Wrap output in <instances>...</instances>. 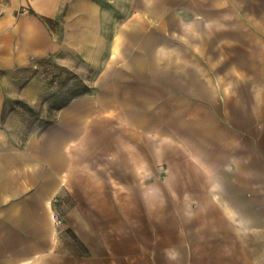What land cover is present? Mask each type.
Returning <instances> with one entry per match:
<instances>
[{
	"label": "crops",
	"instance_id": "0c3cea01",
	"mask_svg": "<svg viewBox=\"0 0 264 264\" xmlns=\"http://www.w3.org/2000/svg\"><path fill=\"white\" fill-rule=\"evenodd\" d=\"M0 264H264V0H0Z\"/></svg>",
	"mask_w": 264,
	"mask_h": 264
},
{
	"label": "trees",
	"instance_id": "16d2710c",
	"mask_svg": "<svg viewBox=\"0 0 264 264\" xmlns=\"http://www.w3.org/2000/svg\"><path fill=\"white\" fill-rule=\"evenodd\" d=\"M61 88L63 84H60ZM92 88L86 86L82 83L79 79H73L72 84L66 88V90L63 91L62 89H58L55 93H52L51 95L54 96V94H60L59 97L51 100V110H58L64 105H66L71 99L82 95L84 93H88L91 91ZM48 123V122H47ZM52 123V122H51Z\"/></svg>",
	"mask_w": 264,
	"mask_h": 264
},
{
	"label": "rangeland",
	"instance_id": "374dc122",
	"mask_svg": "<svg viewBox=\"0 0 264 264\" xmlns=\"http://www.w3.org/2000/svg\"><path fill=\"white\" fill-rule=\"evenodd\" d=\"M50 66H51V68H48L46 65H44V66H41L39 69H36V72H39L38 76H40L43 79L42 80V83H43L42 86H43L45 92L50 91L52 94V93H55L58 89H62V88L64 89L65 87L68 88L69 85H63L61 88V86L58 82L56 84H54L55 81H53V78H54L55 74L57 75L59 73V77L63 76V74H61L62 70L58 71V69H56V67H54L55 66L54 64H51ZM91 73L92 72L90 71V69H88L81 76L82 79L84 80V77H90ZM49 74H51V75H49ZM69 74H71L70 76H72V79H74V80H75V78H78L80 76L79 74H75V73L74 74L69 73ZM49 77H51V78L48 79ZM56 81H58V80H56Z\"/></svg>",
	"mask_w": 264,
	"mask_h": 264
},
{
	"label": "built area",
	"instance_id": "2783aa9c",
	"mask_svg": "<svg viewBox=\"0 0 264 264\" xmlns=\"http://www.w3.org/2000/svg\"><path fill=\"white\" fill-rule=\"evenodd\" d=\"M55 222H56L57 224L60 223V219L57 218V217H55Z\"/></svg>",
	"mask_w": 264,
	"mask_h": 264
}]
</instances>
